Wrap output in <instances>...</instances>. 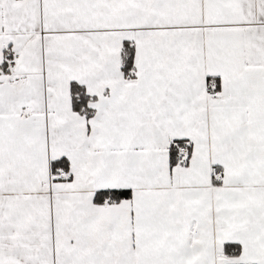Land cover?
I'll use <instances>...</instances> for the list:
<instances>
[{
	"label": "snow or ice",
	"instance_id": "snow-or-ice-1",
	"mask_svg": "<svg viewBox=\"0 0 264 264\" xmlns=\"http://www.w3.org/2000/svg\"><path fill=\"white\" fill-rule=\"evenodd\" d=\"M0 264H264V0H0Z\"/></svg>",
	"mask_w": 264,
	"mask_h": 264
},
{
	"label": "crops",
	"instance_id": "crops-1",
	"mask_svg": "<svg viewBox=\"0 0 264 264\" xmlns=\"http://www.w3.org/2000/svg\"><path fill=\"white\" fill-rule=\"evenodd\" d=\"M226 250H227V252L232 253V252L235 251V248L232 247V248L229 249L228 246L226 245Z\"/></svg>",
	"mask_w": 264,
	"mask_h": 264
},
{
	"label": "trees",
	"instance_id": "trees-1",
	"mask_svg": "<svg viewBox=\"0 0 264 264\" xmlns=\"http://www.w3.org/2000/svg\"><path fill=\"white\" fill-rule=\"evenodd\" d=\"M229 249L232 248V247H228Z\"/></svg>",
	"mask_w": 264,
	"mask_h": 264
}]
</instances>
